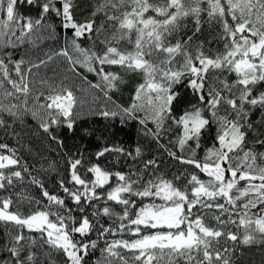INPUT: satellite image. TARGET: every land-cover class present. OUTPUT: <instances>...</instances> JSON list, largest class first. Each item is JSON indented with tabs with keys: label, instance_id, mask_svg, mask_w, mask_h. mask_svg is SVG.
I'll use <instances>...</instances> for the list:
<instances>
[{
	"label": "snow or ice",
	"instance_id": "6c2138e0",
	"mask_svg": "<svg viewBox=\"0 0 264 264\" xmlns=\"http://www.w3.org/2000/svg\"><path fill=\"white\" fill-rule=\"evenodd\" d=\"M89 4L0 0V264H237L264 245V0ZM25 128L63 151L54 189Z\"/></svg>",
	"mask_w": 264,
	"mask_h": 264
},
{
	"label": "trees",
	"instance_id": "16d2710c",
	"mask_svg": "<svg viewBox=\"0 0 264 264\" xmlns=\"http://www.w3.org/2000/svg\"><path fill=\"white\" fill-rule=\"evenodd\" d=\"M81 11L80 18L87 16L91 11V6L89 4V0H80ZM191 27V25H190ZM191 34V31L188 33ZM209 37L208 26H204L203 35L200 36V39H205ZM210 38V37H209ZM215 46V42L213 45ZM89 79H93L89 76ZM182 100L180 104L177 105V114L180 113L184 108L188 106L189 103H194V98L187 91H182ZM83 98L87 101L90 100V95L85 93ZM128 94L125 92L122 102H127ZM28 123L35 125V122L31 119H28ZM98 124H102L103 121L97 120ZM19 128V126H17ZM27 133L24 135L21 143L29 146L31 148V152L26 151L24 148H20L18 155H20L27 163L30 165L31 170L33 171V175H36L38 178L42 179L45 182L46 187L50 190L56 187V181L60 179L61 175H65L66 164L63 159V151L57 147L56 144L51 143L45 139H43L42 134H36L33 130H29L27 128L24 129ZM127 134H120V137L125 141V143L129 146L133 145L135 141L138 139L136 136V131L134 128L126 129ZM62 138L65 140V150L74 151L72 147L74 144H79L78 138H73L71 133H66ZM13 147H20L15 143L14 140H5ZM95 143V141L93 142ZM94 150V149H93ZM203 153L201 152L200 155ZM160 159L163 162L161 167L162 170L165 171H174L177 168H182L184 166L180 165L178 162L173 161L168 158V156L161 152ZM49 165H53V169L49 168ZM41 168L44 171H41ZM202 179H206V177L201 174ZM28 177L25 178V186L31 192L32 195L39 196V189L34 185H28ZM237 264H264V245L259 243L252 245H240L237 249Z\"/></svg>",
	"mask_w": 264,
	"mask_h": 264
}]
</instances>
